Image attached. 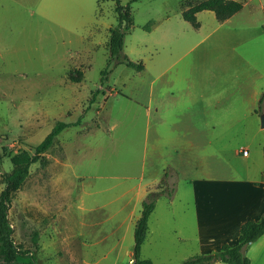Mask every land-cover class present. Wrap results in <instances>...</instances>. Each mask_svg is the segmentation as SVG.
<instances>
[{
	"label": "rangeland",
	"instance_id": "obj_1",
	"mask_svg": "<svg viewBox=\"0 0 264 264\" xmlns=\"http://www.w3.org/2000/svg\"><path fill=\"white\" fill-rule=\"evenodd\" d=\"M241 1L243 8L226 26L251 23L256 32L264 24V0ZM119 2L133 21L122 53L144 68L117 63L105 78L101 71L109 54V28L117 23L116 0H0V190L1 174L12 171L13 153H32L57 120L77 121L60 131L11 193L13 239L29 250L35 264H128L135 223L129 221V210L138 184L148 182L155 158L145 127L148 122L151 132L157 121L145 115L134 98L166 64L216 65L218 48L233 44L230 36L216 40L219 21L212 10L196 13L198 26L184 20L181 12L188 0ZM148 22L151 26L145 29ZM259 39L247 36L246 45L257 47ZM77 70L82 72L80 80H73ZM252 136L241 128L219 135L216 157ZM168 158L159 179L166 171L172 193L155 200L151 234L142 249L154 264H174L200 254L194 245L174 237L172 228L183 217L189 222L192 197L176 158L172 153ZM195 175L206 176L188 174ZM154 188L141 191L138 210ZM212 200L216 203V197Z\"/></svg>",
	"mask_w": 264,
	"mask_h": 264
},
{
	"label": "crops",
	"instance_id": "obj_2",
	"mask_svg": "<svg viewBox=\"0 0 264 264\" xmlns=\"http://www.w3.org/2000/svg\"><path fill=\"white\" fill-rule=\"evenodd\" d=\"M237 12L216 25V40L230 36L233 43L218 48L216 65L172 61L149 80L145 92L140 91L134 98L144 108V114L157 121L151 132L148 122L145 127V136L151 134L155 158L150 162L148 182L137 186L129 221L139 217L134 218V214L137 210L140 215L138 204L144 198L142 193L158 185L172 153L192 197L189 222L183 217L172 231L177 241L194 245L197 253L213 252L222 243H236L241 223L264 213V128L260 126V116L264 113V24L256 32L251 23L226 26ZM251 35L260 38L259 46L246 45L247 36L251 38ZM234 128L253 136L245 144L228 148L225 156L216 157V138ZM193 172L206 176H188ZM140 177L144 179L145 174ZM200 196L209 199L200 202ZM156 205L148 217L146 236L140 247V256L151 260L142 249L151 234V215ZM243 254L249 263L264 264V232L243 247Z\"/></svg>",
	"mask_w": 264,
	"mask_h": 264
},
{
	"label": "trees",
	"instance_id": "obj_3",
	"mask_svg": "<svg viewBox=\"0 0 264 264\" xmlns=\"http://www.w3.org/2000/svg\"><path fill=\"white\" fill-rule=\"evenodd\" d=\"M190 1L191 0H188V2H186V8L182 10L181 15L184 20L190 22L194 26L199 25L196 19V13L200 10H212L217 20L223 21L240 10L243 6L241 0H200L195 3ZM126 8L127 6L122 5L119 0H116L115 9L117 12V23L109 28L107 41L109 54L106 67L101 71L102 77L105 78L111 71L112 67L117 63H124L136 70H142L144 67L141 61H133L126 54L122 53L124 35L129 31L133 22L129 11ZM150 26L151 22H148L144 25V28L149 29ZM76 72L77 75L72 76L71 78L73 80H80L82 72L80 70H77ZM260 101L261 97L258 102ZM74 123L57 120L45 137L33 146L32 153L27 149H22L10 156L13 165L12 171L10 173L1 174L4 187L0 190V262L10 264H35L33 260L30 259L32 257L29 250L23 248L20 244L15 243L13 239L12 227L8 219L11 193L22 185L29 174L30 165L33 162L42 160L43 153L53 144L60 131ZM262 150L264 157V136ZM164 193L169 195L172 193V188L167 179L166 171L163 173L158 185L153 190L149 191L146 198L142 201L140 215L134 223V245L132 250L134 264H154L151 259L142 258L140 256V247L146 236L148 217L154 207L155 200ZM263 232L264 213L256 219H246L241 223L236 243H222L220 247L213 252L196 254L174 264H213L217 261H222L228 264H249L248 258L243 254V247L249 242L256 240ZM36 242L37 231H34L33 243L36 244ZM19 257H29V260L19 261Z\"/></svg>",
	"mask_w": 264,
	"mask_h": 264
},
{
	"label": "water",
	"instance_id": "obj_4",
	"mask_svg": "<svg viewBox=\"0 0 264 264\" xmlns=\"http://www.w3.org/2000/svg\"><path fill=\"white\" fill-rule=\"evenodd\" d=\"M260 126L264 128V113L260 116Z\"/></svg>",
	"mask_w": 264,
	"mask_h": 264
},
{
	"label": "built area",
	"instance_id": "obj_5",
	"mask_svg": "<svg viewBox=\"0 0 264 264\" xmlns=\"http://www.w3.org/2000/svg\"><path fill=\"white\" fill-rule=\"evenodd\" d=\"M243 152L245 153L246 151H243ZM128 264H134V259L132 257L129 258Z\"/></svg>",
	"mask_w": 264,
	"mask_h": 264
}]
</instances>
